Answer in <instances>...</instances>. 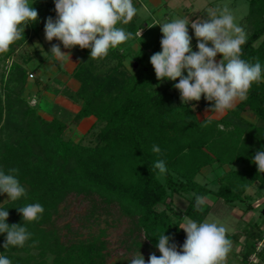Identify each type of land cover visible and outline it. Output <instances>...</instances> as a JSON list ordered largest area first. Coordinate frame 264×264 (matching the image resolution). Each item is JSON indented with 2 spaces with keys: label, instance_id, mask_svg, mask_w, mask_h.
Returning <instances> with one entry per match:
<instances>
[{
  "label": "trees",
  "instance_id": "16d2710c",
  "mask_svg": "<svg viewBox=\"0 0 264 264\" xmlns=\"http://www.w3.org/2000/svg\"><path fill=\"white\" fill-rule=\"evenodd\" d=\"M247 1L241 58L258 59L264 66V0ZM33 3L38 21L0 55L12 58L22 50L29 59L35 57L28 44L56 12L54 0ZM128 27L135 35L137 29ZM141 36L138 49L117 47L103 59H92L90 49L85 50L72 74L80 86L68 91L81 105L75 114H44L38 92L27 100L26 129L0 141V170L7 174L18 169L17 178L26 189V196L17 201L3 202L0 194V209L9 212L7 223L23 225L18 207L40 203L45 209L38 222L25 224L32 235L23 247L4 249L6 234H0V255L12 264H130L139 253L147 262L151 254L161 255L156 247L160 234L172 237L170 242L180 250L186 239L178 226L183 217L197 222L207 218L212 207L206 203L195 211L196 195L253 208L249 190L264 184V173L252 162L255 153L264 150V83H254L247 100L221 118L201 116L212 103L202 97L184 105L173 87L178 79L161 82L155 76L150 57L161 51L162 35L151 42ZM128 59L138 65L130 68ZM38 84L48 86L40 78ZM10 103L0 95V126ZM90 115L104 124L94 144L65 137L70 123ZM153 145L160 154L152 152ZM158 159L166 162L163 176L152 167ZM205 169L214 175L210 184L197 180ZM175 195L186 200L185 208L177 207ZM245 235L241 249L234 252L237 259L241 264L252 263V255L264 260L263 232L252 226Z\"/></svg>",
  "mask_w": 264,
  "mask_h": 264
},
{
  "label": "clouds",
  "instance_id": "9594fccd",
  "mask_svg": "<svg viewBox=\"0 0 264 264\" xmlns=\"http://www.w3.org/2000/svg\"><path fill=\"white\" fill-rule=\"evenodd\" d=\"M33 4V0H0V53L8 52L11 45L24 39L27 26L38 21L39 13ZM54 5L56 18L48 17L44 23L48 42L56 39L65 49H90L92 59H103L110 50L133 38L132 32L119 26L127 25L138 14L133 0H54ZM157 25L162 33L161 51L150 57V63L158 81L178 79L173 87L179 90L182 104L199 102L203 97L212 103L211 112L224 113L234 109L237 102L247 100L254 83H264V66L259 60L241 58L247 33L228 7L209 10L207 18L192 21L175 17ZM189 25L194 30L198 51L192 50ZM60 44H53L49 54L61 62L70 60L71 53L62 51ZM218 54L222 57L219 61ZM152 152L160 154L161 149L153 145ZM252 162L259 173H264V150L257 151ZM152 167L161 176L168 172L163 159L155 161ZM18 171L11 168L6 174L0 170V194H7L12 201L26 196V189L17 178ZM207 199L196 195L194 210L202 211ZM18 211L23 225H9V212L0 209V234H6L4 249L23 247L32 235L25 224L38 222L45 209L40 203H30L18 207ZM178 226L186 233L180 250L170 242L173 238L163 233L156 245L160 256L153 253L146 262L139 253L130 264H224L231 241L223 223L211 217L197 222L185 216ZM0 264L12 262L0 255Z\"/></svg>",
  "mask_w": 264,
  "mask_h": 264
},
{
  "label": "rangeland",
  "instance_id": "374dc122",
  "mask_svg": "<svg viewBox=\"0 0 264 264\" xmlns=\"http://www.w3.org/2000/svg\"><path fill=\"white\" fill-rule=\"evenodd\" d=\"M163 1L168 4V10L170 11L168 17L163 15V11L158 10L154 12L151 10L150 4H152V0H133V3L137 5L136 8L138 9V14L134 16L133 20L141 24L145 19L151 21L150 18L153 16V18H156L157 24L164 23L175 17H188L190 20L195 21L200 18H207V12L209 10H215L217 8L222 9L226 6L235 15L237 22L242 26L241 21L246 16L249 9L247 0ZM157 24L149 29V32L145 37L147 40L155 39L161 34L160 26ZM119 26L125 27L124 25ZM188 31L189 35L192 37V50L198 51L196 47L197 40L194 30L190 25L188 26ZM53 44H60V42L56 39H53L52 42H48L45 39L43 28L28 44L29 50L31 49L33 52H35V57L32 60L29 59L30 54L23 52L22 50H19L12 58H7L0 55V95L5 98L6 102L8 99L11 102L10 110L8 111L5 118L6 121L0 126V141H4L8 138L13 139L18 135L19 131L26 129L25 119L27 114L25 111L27 107V100L36 98V94L38 92H40L42 96H46V94L49 93L57 95V93H60L61 90L64 94H68V89L64 85V78L59 76L55 78L52 77L54 75V71L56 70V63L58 62L54 56L49 54ZM60 47L62 51L70 52L71 55H74L75 57L80 52L79 46H76L72 49H65L63 45L60 44ZM221 58L222 57L218 54L216 60L219 61ZM44 59H50V64L47 63L46 65H43V68H41L43 71L47 70L48 76H51L50 78H45L47 80L46 83L49 84L48 90H44L43 87H40L38 84V80L41 76L40 73H38L41 64L38 65V63H42ZM51 59L55 63L51 62ZM13 60L16 64L15 69H11ZM65 62L66 60L61 64L64 66ZM20 67H24L27 75L23 76V71ZM68 67L71 69V66ZM30 73L34 74V78L29 77ZM184 74L186 75L187 73L185 72ZM45 76L46 75L43 74L41 77L43 78ZM42 96L39 100L40 103L45 102V98ZM40 107L42 110L45 109L42 104H40ZM59 111L62 112L63 115L61 114V116L63 117L65 112L61 110ZM207 113L209 112L205 110L201 116H204ZM103 125L104 124L95 121L91 127L90 125L87 127L82 126L78 129L79 126H77V124L70 123V127L65 133V137L71 138L75 141H80L85 144H94L96 141V133L102 128ZM88 127L90 128L87 129ZM211 179H214V175L209 169L204 170V176L199 175L197 177V180L203 181L204 183L208 182L209 184L211 183ZM249 192L252 193L254 197L253 208L250 210H246V203L244 202L238 203L236 206H231L224 203L221 199L217 201L214 196L207 197L208 199L206 203L210 204L212 209L206 219L211 217L223 223L227 229V238L231 241V250L226 257L224 264H241V262L237 259L238 257L235 255L236 253L234 252H238L241 249L240 247L245 240V231L247 229L251 228L252 226H256L264 234V184H255L250 188ZM1 198L3 202L9 200L7 194H1ZM175 203L177 207L180 208H185L187 204L186 200L177 195H175ZM241 235L244 236L243 240L240 239ZM260 247L262 246L260 245ZM250 261H252L250 264H264V260H259L258 262V258L254 255L250 257Z\"/></svg>",
  "mask_w": 264,
  "mask_h": 264
},
{
  "label": "crops",
  "instance_id": "0c3cea01",
  "mask_svg": "<svg viewBox=\"0 0 264 264\" xmlns=\"http://www.w3.org/2000/svg\"><path fill=\"white\" fill-rule=\"evenodd\" d=\"M188 4H190V3H188ZM134 5H135V7H137V5L135 3H134ZM150 6H151L150 7L151 10L154 12H156L158 10L163 11V15L165 17H168V15L170 13V11L168 10V4L166 2H164L163 0H152V4H150ZM191 6H193V5H191ZM150 19H151V21H149L148 19H145L141 24L132 19L127 25H124L125 26L124 28L128 31V28H129L128 26L131 25L132 28L137 29L136 33H139V31H144L143 37L145 38L147 33L149 32V29H150L149 26H154L157 24L156 18H153V16H152V18H150ZM160 35H162V33ZM160 35H158L157 37H159ZM140 37H142V36H137L136 34L135 35L133 34L132 39H129L127 42H125L124 44H122L118 47L120 49L122 48L123 50H127L129 47L132 49H138L141 46ZM153 40L154 39L147 40V41L151 42ZM209 46H211V45L209 44ZM85 50H87V49H81L80 48V52L76 57L74 55H70V60L66 59L64 66L61 64L62 63L61 61H58V64L56 63V70L54 71V75L52 77L55 78V77L59 76V77L64 78V80H65L64 85L70 93L71 92L74 93L80 86V83L73 77L72 74H73L78 62L80 61L82 55L84 54ZM49 60L50 59H44V61L42 63H40V62L38 63V65L41 64L38 73H40L41 76L43 74L46 75L43 78L40 76V79L44 84L47 81L45 78L46 77L50 78L51 76H48L47 70L43 71L41 68H43V65H46L47 63H49L50 62ZM130 61L131 60L128 59L126 61V63H128L130 65ZM51 62H54V61L52 60ZM131 65L136 67L138 64L135 61H131ZM68 66H71V69H69ZM46 69H50V68H46ZM51 69H53V68H51ZM47 85H48L47 88L44 90H48L49 84L47 83ZM69 92H68V94H64L63 91L61 90L60 93H57V95L53 94V93L46 94L47 97L41 95L42 97L45 98V102L41 103L45 108L44 110H42L43 113L46 115H54L59 110H65L66 112H69L71 114H75L80 109L81 105H80V103H78L74 100V97L69 96L70 95ZM206 111H208L213 117H216V118H221L227 112L226 111L224 113H217V112H211V110H206ZM209 113H207V114H209ZM95 121H96V117L93 115L84 117L77 124V126H79L78 129L81 128L82 126L87 127L90 125V127H91V126H93V123ZM90 127H88L87 129H89ZM243 238H244V236L241 237L242 240H243Z\"/></svg>",
  "mask_w": 264,
  "mask_h": 264
},
{
  "label": "built area",
  "instance_id": "2783aa9c",
  "mask_svg": "<svg viewBox=\"0 0 264 264\" xmlns=\"http://www.w3.org/2000/svg\"><path fill=\"white\" fill-rule=\"evenodd\" d=\"M140 32H142V34H143L144 31H139V33H140ZM29 77H30V78H34V74H33V73H30V74H29ZM260 245H262L261 242L258 244V247H260Z\"/></svg>",
  "mask_w": 264,
  "mask_h": 264
}]
</instances>
